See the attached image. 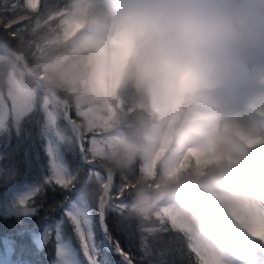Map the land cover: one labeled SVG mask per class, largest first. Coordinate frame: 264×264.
<instances>
[{"label": "clouds", "instance_id": "9594fccd", "mask_svg": "<svg viewBox=\"0 0 264 264\" xmlns=\"http://www.w3.org/2000/svg\"><path fill=\"white\" fill-rule=\"evenodd\" d=\"M72 15L88 27L45 65L50 82L97 109L132 87L144 141L173 128L185 149L216 139L205 166L142 177L155 184L133 210L167 204L201 264H250L233 243L264 238V168L238 132L264 138V0H80ZM142 147L123 137L110 158L127 166Z\"/></svg>", "mask_w": 264, "mask_h": 264}, {"label": "trees", "instance_id": "16d2710c", "mask_svg": "<svg viewBox=\"0 0 264 264\" xmlns=\"http://www.w3.org/2000/svg\"><path fill=\"white\" fill-rule=\"evenodd\" d=\"M73 0H0V43L20 54L27 67L42 75L48 88L65 100L70 118L78 125L82 160L74 137L66 125L57 102L45 100L46 91L26 74L19 61L0 52V94L7 99L12 82L33 92L30 109L18 118L8 117L0 128V261L4 264H57L58 239L52 228L40 248L34 234L46 223L64 222L62 237L67 241L75 259L81 264L88 260L84 232L75 228L72 215L66 211L65 200L75 189H84L90 218L91 254L98 264H123L117 254L100 245V196L104 190L106 166L113 174L107 189L108 199L103 207L105 234L111 245L124 252L132 264H201L200 253L189 242L176 220L161 205L148 216L133 210L139 190L155 184L161 172L146 170L144 148L138 121L139 94L132 87L102 109L78 101L59 81H49L45 65L52 59H61L72 47L73 40L83 28L67 34L66 15ZM89 121H92L89 127ZM139 140L141 153L127 166L117 165L111 153L116 146L94 156L89 150L91 138L114 133ZM58 141L61 163L67 170L64 182H58L47 148V135ZM243 141L242 134L238 132ZM175 128L171 130L166 149L156 157V165L177 147ZM208 161L197 162L188 154L180 170L203 167ZM177 171V172H178ZM34 182L36 190L23 204H14L9 189L22 182ZM85 235V234H84ZM86 237V236H85Z\"/></svg>", "mask_w": 264, "mask_h": 264}, {"label": "rangeland", "instance_id": "374dc122", "mask_svg": "<svg viewBox=\"0 0 264 264\" xmlns=\"http://www.w3.org/2000/svg\"><path fill=\"white\" fill-rule=\"evenodd\" d=\"M36 0H30V3L34 5ZM80 2V0H73L70 11L66 15L67 22V34L75 32L82 26L84 33L87 30V23L76 15H72L74 6ZM45 100H51L48 94L42 95ZM33 98V92L21 88L15 82H12L10 90L7 93V99L0 94V128L3 127L6 118L8 117V108H10L12 116L18 118L25 114L31 107ZM171 131L166 135L161 136L154 142H147L144 148V163L143 166L146 170L152 173L156 171L167 172L169 174L177 172L181 169L184 159L188 154L194 155V160L197 162L208 161V159L216 155V139L210 138L204 144H198L187 149L180 144L176 137L177 147L173 149L166 156H163L159 164L156 165V157L166 149V145L169 141ZM243 141L247 143L251 149V153L247 158V164L249 167H261L264 168V138L252 137L249 139V135L246 132L240 131ZM123 138L120 133H114L110 135H104L91 138V146L89 152L98 156L106 152L107 148L117 145L120 139ZM47 148L50 153L52 167L54 170V177L58 182H65L67 178V170L61 163L60 151L58 147V141L53 135L48 134L46 137ZM252 141H255L253 143ZM159 157V156H158ZM36 190L34 182H22L19 185H14L9 189L10 200L14 204H23L25 200L31 195L32 191ZM108 198V194L102 197V200ZM65 204L66 211L69 212L75 223V228L84 232L83 242L86 245V252L88 260L85 264H98L96 260L91 256V249L93 241L91 239V225L90 218L85 201L84 189H75L72 194L63 202ZM162 209L175 219L172 210L167 204L161 205ZM176 220V219H175ZM64 222L56 221V223H46L44 228L38 230L33 237V240L39 242L40 245L45 241V238L49 231L53 228L55 238L58 239L57 250V264H81L78 262L72 254L71 249L68 246L67 241L62 237V230ZM86 236V237H85ZM195 248V247H194ZM199 253V249L195 248ZM233 249L235 252V259L237 261L248 260L250 264H264V238L253 237L252 239H239L233 243ZM125 255V254H124ZM201 255V254H200ZM125 257H127L125 255ZM0 264H4L0 261Z\"/></svg>", "mask_w": 264, "mask_h": 264}, {"label": "water", "instance_id": "95a60500", "mask_svg": "<svg viewBox=\"0 0 264 264\" xmlns=\"http://www.w3.org/2000/svg\"><path fill=\"white\" fill-rule=\"evenodd\" d=\"M0 52H2V53H4V54H10V55L13 56L15 59H17V60L21 63V65L26 69L27 74L30 75V76H32L33 78H35L39 84H42L43 88L46 90V92L48 93V95H49L52 99L56 100V101L60 104L61 109H62V111H63V118H64V120H65L67 126L70 128L72 135H73L74 138L76 139L78 146H80V142H79L78 134H77V131H76V130H77V122H76L74 119L70 118L69 113H68V110L65 108V106H66V101H64V100H62L61 98H59L58 96L54 95V94L48 89V87H47V83H46V80L44 79V77H43L42 75H36L33 71H31V70H29V69L27 68L26 63H25L23 57H22L20 54H16V53H14L13 51H11L10 49H8V48H7L4 44H2V43L0 44ZM79 152H81V150H79ZM94 164H95L96 166H100V167H102V168L105 170L106 175H107V181H106V184H105V187H106V186L108 185L109 181H111V179H112V172H111L108 168H106L105 166L100 165L99 163H96V162H95ZM100 215H101V222H102V221H103V217H104V212H103V210H101ZM104 231H105V230H104V226H103V227H102V230H101V234H102V244H103L107 249L111 250L113 253L118 254V255L120 256V258L122 259V261L124 262V264H132V263L127 262L126 257H125V255H124L123 252H121V251L118 250V249H113V248H111L110 245H109V243H107V244L104 243V240L107 239L106 236H105V234H104Z\"/></svg>", "mask_w": 264, "mask_h": 264}, {"label": "bare ground", "instance_id": "6f19581e", "mask_svg": "<svg viewBox=\"0 0 264 264\" xmlns=\"http://www.w3.org/2000/svg\"><path fill=\"white\" fill-rule=\"evenodd\" d=\"M106 242V241H105Z\"/></svg>", "mask_w": 264, "mask_h": 264}]
</instances>
